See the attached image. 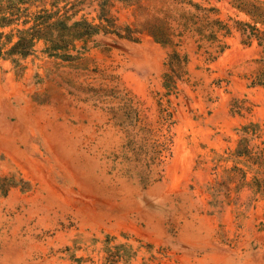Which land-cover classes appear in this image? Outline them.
<instances>
[{
	"label": "rangeland",
	"instance_id": "rangeland-1",
	"mask_svg": "<svg viewBox=\"0 0 264 264\" xmlns=\"http://www.w3.org/2000/svg\"><path fill=\"white\" fill-rule=\"evenodd\" d=\"M194 1L230 28L214 60L216 43L185 33L161 45L147 32L76 41L71 61L39 42L22 70L0 57V178L17 183L2 194L0 181V264H108L106 236L136 250L125 264H264V0ZM111 2L132 28L166 17L176 31L183 12L175 0ZM173 49L188 62L168 90ZM123 95L158 150L161 176L145 188L107 111ZM238 145L251 155L234 156Z\"/></svg>",
	"mask_w": 264,
	"mask_h": 264
},
{
	"label": "trees",
	"instance_id": "trees-1",
	"mask_svg": "<svg viewBox=\"0 0 264 264\" xmlns=\"http://www.w3.org/2000/svg\"><path fill=\"white\" fill-rule=\"evenodd\" d=\"M112 0H0V57L9 60L14 68L22 70L23 61L35 51L37 43L42 42L44 52L51 57L71 61L75 58L70 50L76 41H85L88 38L103 35H113L118 39L138 41L136 34L147 32L156 43L161 45L177 46L180 38L185 33H192L197 41H210L216 43V54L209 53V60L216 57L227 48L226 42L219 41V35L227 37L230 28L226 23L217 18H211V13L217 10L214 7H204L194 0H175L181 6L183 12L177 18V30L172 29L166 21V17L145 19L139 22L138 28L121 26L110 15L109 10ZM125 1V0H117ZM127 1V0H126ZM135 1V0H133ZM138 3V2H135ZM235 7L252 19L262 17L261 12L247 7L246 3L238 2ZM142 9V8H141ZM94 13V18L89 20L84 14ZM143 10V9H142ZM250 27L251 35H255L258 29L254 25L244 23ZM4 29H8L4 31ZM178 38L175 42L174 38ZM199 47V44H198ZM188 62L187 54H181L173 49L167 56V70L163 73V85L166 89L175 88V80L181 79L186 74ZM95 90V89H93ZM111 120L123 131L125 136L124 151L127 162L138 183L142 188L157 181L161 174L154 168L155 153L158 152L155 144L146 136V130L140 126V118L134 102L123 95L115 106L108 107ZM249 125L242 131L247 133ZM245 135V134H244ZM245 137V136H244ZM245 141V138H242ZM251 155L246 146H237L234 156L241 157ZM260 164V162H258ZM239 170L242 177L245 171L232 166L230 170ZM2 194L8 188L17 186L13 177L0 178ZM22 181V180H21ZM116 237L106 236L103 242L104 260L108 264H125L133 260L136 250L126 242H115Z\"/></svg>",
	"mask_w": 264,
	"mask_h": 264
}]
</instances>
